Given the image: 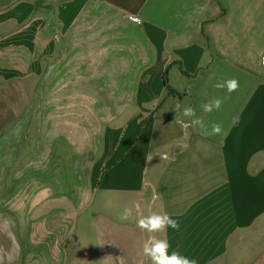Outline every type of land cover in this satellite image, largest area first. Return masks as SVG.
Here are the masks:
<instances>
[{"label":"crops","instance_id":"1","mask_svg":"<svg viewBox=\"0 0 264 264\" xmlns=\"http://www.w3.org/2000/svg\"><path fill=\"white\" fill-rule=\"evenodd\" d=\"M2 1L16 27L0 68L40 99L29 160L51 177L37 201L66 202L24 241L82 224L124 264H152L127 243L135 229L196 264H264V0ZM153 215L178 227H139Z\"/></svg>","mask_w":264,"mask_h":264},{"label":"rangeland","instance_id":"2","mask_svg":"<svg viewBox=\"0 0 264 264\" xmlns=\"http://www.w3.org/2000/svg\"><path fill=\"white\" fill-rule=\"evenodd\" d=\"M10 4L0 2V10ZM1 22L0 37L16 27L11 21L5 24ZM3 70L0 68V264H124L116 255L117 248L109 238L93 234L82 224L77 228H69L65 224L61 231L62 240H55L54 235L49 234L46 240L39 236L24 241L25 235L22 236L21 229L28 231L43 225L42 218H47L49 227L51 223L55 225L54 222L61 217L58 215L59 209H54L59 206L64 208L66 202L42 205L37 201L44 189L43 179L49 180L51 177L48 166L43 168L40 163L29 160L36 149L40 99L35 95L33 80L28 81L17 74L5 75ZM83 124L80 128L87 133ZM133 233L135 229L128 230L127 243L133 237L134 245L137 243L143 251L147 237ZM43 242H51L50 252L55 259L48 254H39L38 246ZM104 253L109 254L108 259Z\"/></svg>","mask_w":264,"mask_h":264},{"label":"clouds","instance_id":"3","mask_svg":"<svg viewBox=\"0 0 264 264\" xmlns=\"http://www.w3.org/2000/svg\"><path fill=\"white\" fill-rule=\"evenodd\" d=\"M217 87L226 88L228 92H232L237 88L236 80H227L223 84H217ZM220 101L216 100L211 105H205V111H211L213 107L219 108ZM183 115L186 117H193L195 115L194 110L191 107H186L183 111ZM238 122V118L236 121ZM192 123L203 130V123L199 119H194ZM221 131L219 126L214 125L211 132L203 130V134H216ZM165 226L177 228L178 225L174 220L169 219L167 216L153 215L148 217L146 220H141L139 227L145 228L149 231H156L164 228ZM169 245L164 240H154L150 244H146L143 248L144 254L149 257L152 264H196L194 260H189L186 257L179 255L177 252L168 253Z\"/></svg>","mask_w":264,"mask_h":264}]
</instances>
